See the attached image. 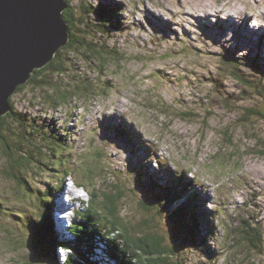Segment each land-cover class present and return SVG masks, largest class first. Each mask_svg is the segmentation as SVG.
I'll return each instance as SVG.
<instances>
[{
  "label": "rangeland",
  "instance_id": "374dc122",
  "mask_svg": "<svg viewBox=\"0 0 264 264\" xmlns=\"http://www.w3.org/2000/svg\"><path fill=\"white\" fill-rule=\"evenodd\" d=\"M222 2L72 1L74 7L91 3L98 14L118 9L113 13L117 30L106 25V32L96 37L98 45L125 55L124 60L105 57L108 68L101 77L96 62L72 53L76 77L64 74L63 87L71 92L81 74L98 87L93 91L89 83L91 94L75 95L56 110L39 105L36 97L42 93L30 86L10 97L23 124L9 119L0 132V264H56L36 234L46 231L43 216L49 204L57 209L60 200L66 205L63 195L70 179L94 194H108L116 185L125 195L119 210L123 224L162 235L184 264H264V157L252 151L257 136L264 139V122L252 119L243 126L238 121L244 109L264 107V25L250 27L248 16L221 19L211 10L198 14ZM252 2L264 10L260 0ZM94 20L90 17L87 24L98 26ZM226 58L235 60L236 67ZM29 124L37 130L40 146V136L49 132L61 141H54L39 163L22 170L14 164L19 153L7 129ZM225 130L233 137L231 145ZM32 144L28 149L34 156L37 142ZM179 176L188 183L186 191L176 182ZM19 178L28 181L30 192ZM190 194L197 204L188 203ZM73 204L71 210H77ZM187 206L210 217L193 234ZM53 216L51 226L62 228ZM249 227L262 233L259 250L242 238ZM51 230L58 241L65 240ZM56 254L62 264L69 253L57 247ZM97 256L112 264L101 253Z\"/></svg>",
  "mask_w": 264,
  "mask_h": 264
},
{
  "label": "trees",
  "instance_id": "16d2710c",
  "mask_svg": "<svg viewBox=\"0 0 264 264\" xmlns=\"http://www.w3.org/2000/svg\"><path fill=\"white\" fill-rule=\"evenodd\" d=\"M65 1L67 9L63 12V20L68 26L70 34L69 42L57 52L52 62L44 68L34 71L31 79L25 85L19 86L15 91V93H18L26 86H30L34 92L42 93L41 97H36V100L39 99L37 103L39 105H47L50 110H56L60 105L68 103V101L73 99L75 95L77 97V95H83L86 92V94H91L92 92H89L87 89L89 83L90 89L93 91L98 87L95 85L96 82L94 79H87L83 77L82 74L80 75L79 83L75 84L77 87L72 89L71 92L68 87H63L64 84L62 82V77L64 74L70 73L71 77H76L75 74L73 75L71 73V70L75 69L72 67L74 63L72 64V61L70 60V55L72 53H82V55H84L82 57H84L85 61H88L89 63L96 62L100 68L95 70V72L97 73V76L101 77L108 68V63L105 62V57H110L109 59H114L115 57L118 62H122L124 60L123 56H125H121L119 52L114 51L113 49L107 50L106 48H103V45L101 44L98 45L96 37V34L102 36L106 32V25L108 26L107 28H114V30H117V24L115 23V17L113 16V13L114 15L118 14L117 8L109 7L105 9V12L101 10L99 11L100 14H98L96 10H99V8L93 6L91 3H88L85 6L77 5L74 7L72 4L73 0ZM72 6L73 8H70ZM92 16H96V20L94 21L98 26L87 24V20ZM92 32L94 35L91 34ZM226 59L227 64L236 67L233 64L235 63V60ZM82 78L83 80L81 81ZM235 80L237 81V78ZM244 85L247 86L246 84ZM9 102H11V99H9ZM10 108V112L0 119V132L4 129V126L7 125L9 119L17 121L18 124H23V120L20 119L18 117L19 115L14 111L13 104H10ZM183 115L188 117L186 113ZM208 117L209 116H206L204 119L208 120ZM252 119H259L264 122V107L262 109L257 107L244 109L238 118V121L243 126H246ZM31 122H33V120H31ZM7 131L10 132V136H14L13 139L11 138L10 140H14L13 143L16 142V152L19 153V160H14V164L17 168H21L22 170L28 167H33V165L39 163V159L47 153V148L53 149L54 141H61V138H58L54 133L49 132L47 136H40V139L44 142L40 146L39 138L36 139L39 134L37 133L35 137V132H37V130L30 126V124L27 126V129L11 130L8 126ZM223 135H226V137L228 136V143L233 138L227 130L223 132ZM121 136H123L122 132ZM263 140V138L257 136V150L252 151L253 153L257 152V154L264 157ZM33 141L37 142V145L35 144L34 147L37 149L34 156L33 152L28 149L30 147L29 145H33ZM4 144L5 150L11 153L7 142H4ZM231 144L232 142L229 143V145ZM103 159L104 157H100L99 159L101 165ZM13 168L14 167H11V169ZM87 170L91 172L90 169ZM98 171L101 172L102 168H98ZM67 175L68 173L65 172L64 177H67ZM19 179L20 181L18 183L24 186L27 192H30L31 186L28 184V181L26 179ZM151 181H153V185L155 184L157 188H164L162 184H158L154 180ZM184 181V176H179L176 182L180 184V189L182 188L183 191H186L188 183L184 184ZM62 184L63 180H61L60 184L55 186V188H60ZM113 187L114 190H109L108 194H100L97 190H94L96 195L90 192V199L86 206L75 213L79 218V221L74 222L73 228L71 229L72 234L74 235V240L72 242L58 241L53 237L51 221L49 219L51 205L49 204L47 206V213L44 214L43 218L45 221L44 223L48 224V226H45L46 231L40 230L39 234H36V238L39 245L43 243L47 244V250L49 249L48 256H50L56 264H61L56 257V250L57 247H66L71 253L65 258V260H63L62 264H98L90 253L92 246L93 248L96 246L94 242H97L93 236L95 237V235H98L97 233L105 231L108 235L113 234L114 239L116 240V245L109 246L107 256L117 261V264H184L180 260H176L174 255V253L176 254V251L170 246L167 247L165 245V239L162 235L144 232L141 230L142 228L134 229V227L131 228L123 224L119 210L120 203L125 198V195L123 191L116 187V185ZM187 197L189 199V204H197L195 196L190 194V196ZM187 211L186 214L188 213L189 215H186V217L189 220L188 222L193 226L192 234L198 231L204 220L206 222L210 221V217L207 216L204 211L199 210V208L187 206ZM242 233V238L245 242L249 243V245L255 249H260L263 244V236L258 228L249 227L248 229H243ZM109 244L113 243L109 242Z\"/></svg>",
  "mask_w": 264,
  "mask_h": 264
},
{
  "label": "water",
  "instance_id": "95a60500",
  "mask_svg": "<svg viewBox=\"0 0 264 264\" xmlns=\"http://www.w3.org/2000/svg\"><path fill=\"white\" fill-rule=\"evenodd\" d=\"M65 0H0V119L10 97L70 40Z\"/></svg>",
  "mask_w": 264,
  "mask_h": 264
},
{
  "label": "clouds",
  "instance_id": "9594fccd",
  "mask_svg": "<svg viewBox=\"0 0 264 264\" xmlns=\"http://www.w3.org/2000/svg\"><path fill=\"white\" fill-rule=\"evenodd\" d=\"M264 3V0H260ZM214 13H219L221 19H227L229 16L236 20L243 19L245 16L251 17L250 27L264 25V10L258 4H253L252 0H223L222 4L214 5L211 10ZM203 16L206 12H200ZM91 188L86 184L78 182L76 179H70L65 184V192L63 200L65 203L73 204L74 208H83L90 199ZM83 202V203H81ZM72 213L69 212L68 216ZM63 218V214L61 215Z\"/></svg>",
  "mask_w": 264,
  "mask_h": 264
},
{
  "label": "bare ground",
  "instance_id": "6f19581e",
  "mask_svg": "<svg viewBox=\"0 0 264 264\" xmlns=\"http://www.w3.org/2000/svg\"><path fill=\"white\" fill-rule=\"evenodd\" d=\"M183 1V0H182ZM192 8V7H191ZM167 9V8H166ZM213 8H209V9H203V10H201L200 12H206V15H208V14H211L210 13V10H212ZM183 10H185V9H183ZM191 10V9H190ZM184 12V11H183ZM177 13H179V12H177ZM177 13H172L174 16H177V17H179L178 16V14ZM184 13H190V12H184ZM208 13V14H207ZM149 14H151V12L149 13ZM192 14V13H191ZM153 16H155L156 18H157V16L155 15V14H152ZM184 15V14H183ZM158 20V19H157ZM219 29V28H218ZM260 29H263L262 27L260 28ZM206 39H208V38H206ZM260 40L261 39H259V41H258V44H260L261 42H260ZM195 41L197 42L198 40L197 39H195ZM60 203V204H59ZM56 205H57V208L58 209H61V207H63V204L61 203V201L59 200L58 202H56ZM75 212H74V214L76 213V212H78V211H80L79 209H77V210H74ZM60 212V211H59ZM52 214V213H51ZM55 216H56V214H54V221H55ZM75 216H76V214H75ZM60 217H56V219L59 221L60 219H59ZM78 217L76 216L75 218H74V222H75V220L77 219ZM53 227H54V231L55 232H60V231H62V228H58L57 226H56V224L55 225H53ZM69 227H70V222L68 223V229H69ZM108 237H109V235H108ZM97 245V244H96ZM96 247V246H95ZM109 249V248H108ZM107 249V250H108Z\"/></svg>",
  "mask_w": 264,
  "mask_h": 264
}]
</instances>
